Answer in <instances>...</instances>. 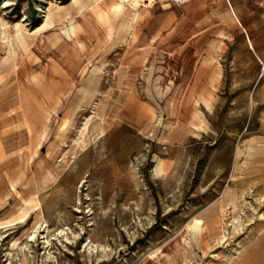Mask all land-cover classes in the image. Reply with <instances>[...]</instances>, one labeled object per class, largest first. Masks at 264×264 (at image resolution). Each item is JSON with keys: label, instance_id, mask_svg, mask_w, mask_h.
Instances as JSON below:
<instances>
[{"label": "rangeland", "instance_id": "374dc122", "mask_svg": "<svg viewBox=\"0 0 264 264\" xmlns=\"http://www.w3.org/2000/svg\"><path fill=\"white\" fill-rule=\"evenodd\" d=\"M132 2L0 0V94L22 64L77 70L71 91L27 109L42 139L11 152L28 159L0 191V264H238L264 229L245 176L263 93H211L207 108L203 93H163L158 79L214 56L215 34L190 2Z\"/></svg>", "mask_w": 264, "mask_h": 264}, {"label": "crops", "instance_id": "0c3cea01", "mask_svg": "<svg viewBox=\"0 0 264 264\" xmlns=\"http://www.w3.org/2000/svg\"><path fill=\"white\" fill-rule=\"evenodd\" d=\"M209 3H214V9H206ZM181 7L184 14L187 9L198 7L199 28L204 29L206 33L213 30L215 34L213 44L206 47L213 50L214 56L208 58L205 51L201 53L204 56L194 63L192 70H186L176 77L168 74L166 80L158 79L156 83L167 82L163 93H203L200 103L205 108L207 105L213 107L211 93L264 95V0H194ZM57 66L60 70L46 71L50 73L49 79L47 74L44 75L45 70L40 78L32 77L29 72L32 68L22 64L17 75V85L12 87L10 82H6L3 87V93L0 94V112L9 111L13 107L10 105L15 104L16 93H20L18 98L22 110L14 116H7L6 120L0 123V162L7 163L6 168L0 167V191L2 187L7 186L15 173L26 172L28 154L19 153L14 157L11 154L13 149L28 145L27 143L36 146L41 142L42 127L29 117L28 107L36 104L34 107L41 109L38 93H68L74 86L77 70L64 66L63 63H58ZM244 66L246 72L242 71ZM64 68L70 73H63ZM240 82L244 83L242 89ZM11 90L14 92L9 93ZM262 103L264 104V99ZM261 113L262 120L253 135L247 139V144L263 151L260 156L253 155L246 167L245 176L251 181L250 186H253L257 193L264 195V107ZM14 123L21 128L24 125V129L14 132ZM241 258L238 264H264V229L250 239L242 251Z\"/></svg>", "mask_w": 264, "mask_h": 264}, {"label": "built area", "instance_id": "2783aa9c", "mask_svg": "<svg viewBox=\"0 0 264 264\" xmlns=\"http://www.w3.org/2000/svg\"><path fill=\"white\" fill-rule=\"evenodd\" d=\"M156 1L157 0H142L140 2V6L150 7L152 4L156 3ZM164 1H168V2L173 3L175 5H183V4H186L192 0H164Z\"/></svg>", "mask_w": 264, "mask_h": 264}, {"label": "bare ground", "instance_id": "6f19581e", "mask_svg": "<svg viewBox=\"0 0 264 264\" xmlns=\"http://www.w3.org/2000/svg\"><path fill=\"white\" fill-rule=\"evenodd\" d=\"M120 1H123L124 3H126V4H130L131 6H133V7H136V4L134 3V2H132V3H129V0H120ZM142 0H138V2L140 3ZM191 2V1H190ZM138 3V4H139ZM1 164V163H0ZM37 240V238H34V240L33 241H36ZM50 245V244H49Z\"/></svg>", "mask_w": 264, "mask_h": 264}]
</instances>
